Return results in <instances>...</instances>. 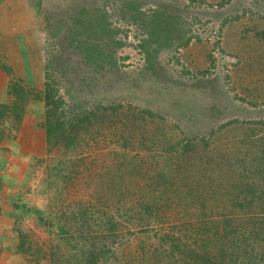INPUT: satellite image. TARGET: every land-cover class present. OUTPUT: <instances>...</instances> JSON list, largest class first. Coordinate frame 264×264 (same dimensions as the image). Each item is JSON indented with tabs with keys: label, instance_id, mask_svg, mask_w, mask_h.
<instances>
[{
	"label": "rangeland",
	"instance_id": "rangeland-1",
	"mask_svg": "<svg viewBox=\"0 0 264 264\" xmlns=\"http://www.w3.org/2000/svg\"><path fill=\"white\" fill-rule=\"evenodd\" d=\"M0 72V264H81L92 244L113 253L100 264H227L224 248L249 264L221 210H196L192 177L228 187L227 170L184 172L178 150L205 136L264 161V124L244 122L264 120V0H0ZM46 73L66 121L81 112L50 147Z\"/></svg>",
	"mask_w": 264,
	"mask_h": 264
},
{
	"label": "trees",
	"instance_id": "trees-1",
	"mask_svg": "<svg viewBox=\"0 0 264 264\" xmlns=\"http://www.w3.org/2000/svg\"><path fill=\"white\" fill-rule=\"evenodd\" d=\"M80 29L81 28H78L76 32L80 33ZM84 31L85 29H83V32ZM76 32H73L75 34V37L73 38L75 39L77 38ZM88 32H90V30H86V34ZM112 35V33H108V37ZM161 41L164 42L166 40L162 39L159 43H161ZM117 44L120 45L121 43L117 42ZM84 52H86V58L90 59L91 55L89 54V50ZM45 76L47 79L41 94L43 95L44 105L46 106L44 120V130L47 140L46 143L50 147L53 146L56 141L58 142L61 137L65 138V140L69 142L68 140L72 136H69L68 134L70 130L73 131L75 130V127H78V123L73 122L76 120V117L81 114V112L73 113V117L68 118L66 121V112L64 109L65 100L59 94V83L51 74L46 73ZM15 86L16 85L13 84V87ZM9 106L10 105L1 104L0 108L8 110ZM19 107L20 105L16 102V100L10 107L16 118L19 117ZM111 107L113 109H118L123 106L120 103H116V105H112ZM100 108L102 107L100 106ZM146 111L150 115L153 114L150 110H143V112ZM1 113L2 111L0 114ZM239 122L242 121L238 119L227 120L218 125L217 128L211 129L209 131V137L218 131L233 127L234 125L239 124ZM244 122L248 124H264V120L260 119ZM67 125H70V128H68ZM178 143L179 142L173 145L176 146ZM172 147H170L169 150H171ZM219 151L216 150L214 145L210 144V139L205 136L186 139L182 147L178 150L180 158L182 156L188 157L187 168H184L182 171H192V174H200L202 171L203 174L207 175L210 170H206L208 165L214 167V169L219 168L220 172L227 170L222 173V182L223 184L228 182V187H223V185L216 184V182L208 185L205 178H197V175L192 177L198 187L193 193V195L197 196L198 205L196 210L199 213V216H201V210L204 208L211 209L216 207L218 210L220 209V214L223 217L220 220L222 223V235H226V238L235 237L240 239L243 243H246L248 259L251 260L249 261V264H254L256 258H260L264 255V161L258 159L256 154H253L254 156L252 159L248 158V153L241 152V149L234 152L233 156L229 153H220ZM170 153L175 154L172 152ZM170 156L179 157L176 155ZM226 160L227 165L225 167L226 162L224 161ZM250 160L253 161V164H250ZM235 164H241L240 180H232L226 176L229 171H232L231 167ZM221 167H225V169H221ZM197 179H199L200 182ZM150 186L152 188L158 187L153 180H151ZM227 204L229 205L227 206ZM189 209L194 210L195 206H190ZM107 228L109 229V235L115 234L114 230L117 228V225H115L114 221H111L110 219ZM96 247L92 244L88 249H86V251L89 252V255L82 261L81 264H100L99 257L107 259L113 254L110 247ZM231 250V252H225L224 248L226 263L241 264L243 256L238 253L237 249Z\"/></svg>",
	"mask_w": 264,
	"mask_h": 264
},
{
	"label": "crops",
	"instance_id": "crops-1",
	"mask_svg": "<svg viewBox=\"0 0 264 264\" xmlns=\"http://www.w3.org/2000/svg\"><path fill=\"white\" fill-rule=\"evenodd\" d=\"M1 78H2V74H1V72H0V80H1ZM5 91H6V83H5V85L3 86V85H0V104H3V100L6 98V96H7V94L5 95ZM6 185V184H5ZM5 185H3V182H2V179L0 178V193L2 192L3 193V191L6 189V186ZM1 208V207H0ZM5 219H2L1 218V215H0V227H1V224H2V222L4 221ZM8 220H10V219H8Z\"/></svg>",
	"mask_w": 264,
	"mask_h": 264
}]
</instances>
